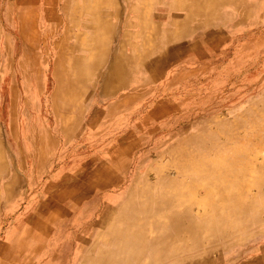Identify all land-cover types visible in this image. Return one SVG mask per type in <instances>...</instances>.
Returning a JSON list of instances; mask_svg holds the SVG:
<instances>
[{
    "label": "rangeland",
    "instance_id": "obj_1",
    "mask_svg": "<svg viewBox=\"0 0 264 264\" xmlns=\"http://www.w3.org/2000/svg\"><path fill=\"white\" fill-rule=\"evenodd\" d=\"M166 179L225 222L154 264H264V0H0V264H84Z\"/></svg>",
    "mask_w": 264,
    "mask_h": 264
},
{
    "label": "bare ground",
    "instance_id": "obj_2",
    "mask_svg": "<svg viewBox=\"0 0 264 264\" xmlns=\"http://www.w3.org/2000/svg\"><path fill=\"white\" fill-rule=\"evenodd\" d=\"M106 1L113 2V0ZM93 14L96 12L93 11ZM14 134L11 127L9 135ZM191 163L183 164L184 171L181 172L185 177L200 174L198 164L190 166ZM216 179L217 173L213 175L209 173L204 181ZM173 187L180 190L182 186L174 180L166 179L151 185L142 184L137 191H131L126 195L123 204L117 205L111 213L112 216L109 215L111 218L108 221V218L104 220L108 224L109 233L103 239L104 245L99 253L93 259L87 257L83 263L89 264L90 261V264H133L134 261L140 260L142 255L150 260L148 264L158 263L166 255L168 256L169 252L166 248L173 245L182 232H189L197 241L200 238L198 236L200 233L197 234V232L202 228L214 230L220 228L225 222L223 217L216 221L212 220V216H215L213 214L210 221L199 226L202 223L196 222L195 218L192 219V213L188 208L182 209L186 204L185 197L175 194ZM117 209L119 211H116ZM104 210L107 212L108 209L104 207L102 211L105 212ZM184 218L188 219L186 225L183 222Z\"/></svg>",
    "mask_w": 264,
    "mask_h": 264
}]
</instances>
